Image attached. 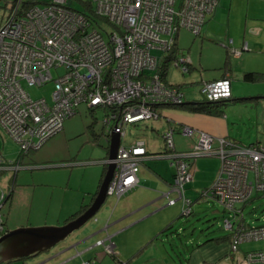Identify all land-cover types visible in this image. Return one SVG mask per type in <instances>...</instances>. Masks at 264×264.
<instances>
[{
	"label": "built area",
	"instance_id": "obj_1",
	"mask_svg": "<svg viewBox=\"0 0 264 264\" xmlns=\"http://www.w3.org/2000/svg\"><path fill=\"white\" fill-rule=\"evenodd\" d=\"M72 1L34 0L22 9L21 0H15L1 16L0 125L22 155L60 131L79 103L104 110L106 141L112 132L119 135L115 157L101 159L105 165L114 163L106 194L118 196L138 183L139 163L148 155L141 137L126 139L127 125L157 119L156 104L183 101L181 88L160 75L161 55L170 49L180 28L198 34L219 0H81L90 4L93 16L72 6ZM229 52L238 55L241 50L229 46ZM173 60L182 64V73L187 71V59L176 54ZM57 67L63 70L53 76L51 70ZM48 80L53 82L50 101L31 97L23 84ZM199 84L206 99L231 95L227 77L201 79ZM179 131L194 137L190 149L174 150L171 125L160 132L174 166L170 190L176 197L167 203L179 199L182 213L189 214L192 200L184 193L191 179L189 158L217 155L216 178L200 194L213 197L228 212L222 225L233 250L244 241L264 240V224L249 225L242 212L252 197L264 194V144H240L187 124H181ZM10 164L13 169L19 166ZM8 195L9 190H0V235L6 231L1 207ZM96 243L117 256L110 241ZM236 264H264V244L242 254Z\"/></svg>",
	"mask_w": 264,
	"mask_h": 264
},
{
	"label": "rangeland",
	"instance_id": "obj_2",
	"mask_svg": "<svg viewBox=\"0 0 264 264\" xmlns=\"http://www.w3.org/2000/svg\"><path fill=\"white\" fill-rule=\"evenodd\" d=\"M10 0H0V24L2 15L6 13ZM78 0L72 1V6L81 7ZM215 30L222 27L216 24ZM223 37L204 33L198 34L180 28L177 32L176 42L179 48V58L184 57L188 69L181 72L182 64L170 60L167 67L168 78L173 84H178L183 92V101L193 99L204 100L200 92L199 81L211 78L218 70V66L226 58L231 61L233 57L227 55ZM180 51V52H179ZM62 67L52 68L53 76L62 72ZM234 84L257 86L264 83H251L231 79ZM25 89L33 98L45 97L50 101L53 89L52 80L40 85L23 83ZM264 91V90H263ZM262 95V94H261ZM224 115L228 116L229 127L233 133L241 136L240 144L259 140L264 144V96L250 98L245 101L235 100L233 103L221 106ZM157 111L161 113L157 119L149 118L139 121L136 125H127L126 139L141 137L146 142L148 155L139 163V173L142 182L133 189L123 192L120 200L139 205V213H144L136 226H153L161 224L166 227V246L171 254L178 255L184 246H180V239L187 236L198 237L200 233L213 235L224 234L227 229L223 227V220L228 212L222 209L220 203L213 197L199 196L200 192L212 185L218 173L220 160L217 155H197L189 158L191 179L184 185L185 196L192 200V213H182V202L176 200L168 204V198H175L176 192L170 190L171 176L174 171L173 164L167 155L160 131L167 125L166 111L171 113H186L190 110L184 107L160 106ZM172 114V115H173ZM104 110L98 108L90 110L84 103L76 106V111L63 122V129L50 136L38 148L31 149L23 155L19 169L15 172L12 187V199L6 201L1 207L3 217L6 219V229L20 226L59 225L62 217L79 205V199L84 196L87 201V191H94L100 178L103 166L101 159L107 156L106 134L108 126L103 122ZM92 128L88 124L93 121ZM174 120V118L172 119ZM262 121V122H261ZM174 123V121L170 122ZM92 130L96 135L92 134ZM192 137L174 133V150L190 149ZM19 146L0 125V157L7 164H0V190H8L14 165L10 164L19 152ZM28 155H31V164H27ZM9 163V164H8ZM16 163V162H15ZM27 165V167H24ZM11 168V169H10ZM173 178V177H172ZM171 183H168V182ZM171 191L170 193H167ZM114 196H106L105 200H113ZM122 200V201H123ZM74 203V204H73ZM73 205V206H72ZM73 207V208H72ZM244 221L249 225L264 224V194L252 197L243 205ZM96 214V213H95ZM89 222H94L92 218ZM162 228V229H163ZM264 240L244 241L240 246L244 249L261 248ZM7 264V263H6Z\"/></svg>",
	"mask_w": 264,
	"mask_h": 264
},
{
	"label": "crops",
	"instance_id": "obj_3",
	"mask_svg": "<svg viewBox=\"0 0 264 264\" xmlns=\"http://www.w3.org/2000/svg\"><path fill=\"white\" fill-rule=\"evenodd\" d=\"M216 24L222 27L220 31L215 30ZM201 31L223 37L222 42L225 43V51L227 55L233 57L229 61V71L223 72L220 64L215 75L205 79L227 77L230 81V97H243V101L263 97L264 89L260 86L261 84L247 88L242 84L232 83L231 79L235 78L239 81L241 74L248 70L264 72V0H219L215 9L203 22ZM229 46L240 48L241 52L238 55H233L229 52ZM165 80L168 83H178L169 79L168 74H166ZM251 83H264V80ZM229 103H233V101ZM172 114L166 111L163 115L166 117L167 123L164 128L171 125L174 127V133L182 134L179 129H176L177 124H187L204 130L215 137L223 136L237 143L241 142L236 136L242 137L231 131L228 116L223 113L212 114L203 111H189ZM173 118L174 120H172ZM172 121H174L173 124L170 123ZM192 139L194 142V137ZM18 155L17 153L11 163L18 162V165L22 163L21 158L24 154ZM27 164H31V155H28ZM24 167H27V165ZM17 169H19V166L13 170L16 172ZM137 175L138 183L129 189L137 187L142 182L139 169ZM99 180L100 178L94 191L86 192L89 195L87 201L84 200L82 195L78 207L81 204L91 203L97 192ZM171 191H168V193ZM93 192H95L94 195ZM121 194L118 196L106 194V196H114V199L111 201L104 199L95 212L96 214L94 213L95 216L92 218L94 222H89L90 217L47 250L34 255L12 258L5 261L4 264H81L84 261H90L92 264H236L242 254L253 250V248L244 249L245 246H240L242 242L236 250H233L230 246L228 231L218 235L203 232L198 237L187 236L183 240L180 239V246H184V249L178 251L179 254L175 256L170 253L166 246L168 237L166 236L165 239L163 237L166 232H161L162 223L156 227L139 225V228L130 231V227L136 226L135 223L139 222L144 213H139V205L128 203V200H120ZM11 196L12 191L6 201H11ZM199 196L202 197L201 194ZM75 206L74 209H71L72 211L62 217L59 225L77 216L66 221L68 216L78 209L77 205ZM4 221L6 229L5 218ZM98 240L110 241L117 256L105 251L102 244L96 243Z\"/></svg>",
	"mask_w": 264,
	"mask_h": 264
},
{
	"label": "water",
	"instance_id": "obj_4",
	"mask_svg": "<svg viewBox=\"0 0 264 264\" xmlns=\"http://www.w3.org/2000/svg\"><path fill=\"white\" fill-rule=\"evenodd\" d=\"M118 144V133L109 134L108 158L115 157ZM113 167V162H107L94 198L89 206L75 218L61 225L20 226L9 229L0 235V263L47 250L92 217L106 197V187Z\"/></svg>",
	"mask_w": 264,
	"mask_h": 264
},
{
	"label": "trees",
	"instance_id": "obj_5",
	"mask_svg": "<svg viewBox=\"0 0 264 264\" xmlns=\"http://www.w3.org/2000/svg\"><path fill=\"white\" fill-rule=\"evenodd\" d=\"M15 0H10L11 4L14 2ZM81 5L80 7V10L88 15V16H93V12H92V8L90 7V4L87 3V2H84V1H81V0H78ZM34 2V0H21V8L24 9V8H27L28 6H30L32 3ZM100 18H96V20L98 21ZM176 36L177 34L175 35V38H174V41L172 43V46L170 47V49L168 51H166L165 53H163L159 59V72H160V75L161 77L165 80L166 79V74H167V67H168V64H169V61L170 60H173L175 57H176V53L178 52L179 48L177 46V42H176ZM187 64H189V62H187ZM220 68L222 69L223 72H226V71H229L230 70V65H229V61L225 58L223 63L220 65ZM224 77V76H222ZM241 78L244 80V81H249V82H254V81H258V80H264V72L262 71H256V70H248V71H244L242 74H241ZM166 81V80H165ZM169 84H172V85H175L176 87H180L178 84H173V83H169ZM244 99L243 97H226V98H221V99H213V100H210V99H202V100H197V99H193L191 101H182L181 103H178V104H172V103H166V104H156L155 108L157 109L158 107L160 108V106L163 105V107H167L169 105H172V106H178V107H184V108H188L190 111H203V112H208V113H212V114H220L222 112V108L221 106L223 104H226L228 101H235V100H242ZM91 111L94 110L93 108L90 109ZM160 114V113H159ZM94 122L91 121L89 124H88V127L92 128V123ZM176 125V124H175ZM179 124L176 125V129H179ZM174 128V127H173ZM92 134L93 135H96L95 131L92 130ZM250 143H253V142H250ZM249 144V143H248ZM18 154L21 156L20 152H18ZM18 155V156H19ZM2 163L3 164H7L3 158H2ZM105 168H106V165H105ZM105 168L103 166V169H102V172H101V177H100V180H99V183L102 179V176H103V173L105 171ZM11 178V184L10 186H8V190H9V194L11 193L12 191V187H13V184H14V178H15V171L13 172L12 176L10 177ZM98 183V185H99ZM96 192V191H95ZM93 192V195L94 193ZM92 195V196H93ZM89 205V203H86V204H81L77 210H75L73 213H71L68 218L66 219V221L68 219H71L73 217H75L76 215H78L79 213H81L82 211H84L87 206ZM193 211V210H192ZM189 212L190 213H192ZM188 215V214H186ZM4 226H5V221H4ZM168 227V226H167ZM165 228L164 227L161 232L165 233ZM0 264H4V263H0Z\"/></svg>",
	"mask_w": 264,
	"mask_h": 264
}]
</instances>
